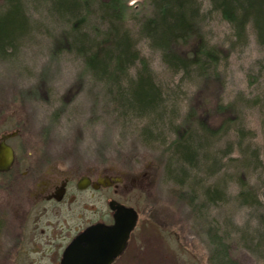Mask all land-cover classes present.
Listing matches in <instances>:
<instances>
[{
    "label": "rangeland",
    "instance_id": "obj_1",
    "mask_svg": "<svg viewBox=\"0 0 264 264\" xmlns=\"http://www.w3.org/2000/svg\"><path fill=\"white\" fill-rule=\"evenodd\" d=\"M9 1L0 0V14ZM16 1L27 27L13 48L0 53L4 130L21 128L15 140L26 139L27 148L46 150L54 159L64 157L79 165L104 159L106 165L133 175L148 173L145 194L137 190L135 197L139 210L147 201L145 211L152 206L157 218L145 230L140 264H213L209 234L224 239L238 264H264V51L252 30L248 27L239 40L217 13L207 14L206 39L229 55L219 65L217 82L210 79L203 86L197 75L171 72L159 51L139 36L138 21L150 13L149 0H124L125 25L164 90L161 120L125 111L115 92L85 66L82 55L62 45V35L72 32L73 22L56 14L52 0ZM199 1L207 10L208 0ZM90 9L86 27L99 29L103 21L96 4ZM191 104H205L212 111L213 119L207 121L216 132L206 143L205 155L199 152L196 165L183 169L169 142L172 122L187 127ZM217 104L232 105L234 111L218 115ZM239 175L249 184L242 189ZM213 189L221 198L206 203L204 193ZM241 191L248 192L249 204L239 197ZM78 196L93 201L100 194L85 191Z\"/></svg>",
    "mask_w": 264,
    "mask_h": 264
},
{
    "label": "trees",
    "instance_id": "obj_2",
    "mask_svg": "<svg viewBox=\"0 0 264 264\" xmlns=\"http://www.w3.org/2000/svg\"><path fill=\"white\" fill-rule=\"evenodd\" d=\"M149 2L150 13L138 21L139 36L150 49L159 51L161 61L171 72L182 73L185 77L197 75L203 86H209L210 79L217 80L219 65L229 55L226 50L206 39L203 23L207 14L217 13L229 24L239 40L245 38L249 27L264 51V0H208L207 10H204L199 0ZM93 4H96L99 19L103 21L99 29L95 26L87 28L85 23L86 14L93 12L90 9ZM51 6L56 14L69 16L73 22L72 32L62 35V45L82 55L85 66L111 92H115V101L125 111L162 120L165 110L160 109L164 102V90L154 80L146 58L137 47L136 39L125 25L124 0H52ZM21 9L18 1L10 0L8 9L0 14V53L6 47L13 48L18 36L27 27ZM131 69L135 74L130 75ZM224 106L217 104L216 114L223 115L233 108L232 105ZM197 107L194 108L193 104L188 107L185 115L187 127L180 122H172L173 138L169 146L183 169L196 165L199 152L202 157L205 155L203 151L207 148L206 143L216 132L208 126L207 121L213 119L212 111L205 104ZM233 117L238 122V116ZM243 129L241 126L238 131L242 132ZM238 177L241 189L249 185L242 175ZM182 179L184 177L181 173ZM247 194L241 191L239 197L243 203L249 204L246 202ZM220 195L217 189L207 190L204 193L205 202L210 204L220 199ZM189 200L195 205L194 196L191 195ZM262 218L264 220V216ZM209 241L212 245L210 261L213 264H238L230 257L228 245L223 238L209 234Z\"/></svg>",
    "mask_w": 264,
    "mask_h": 264
},
{
    "label": "flooded vegetation",
    "instance_id": "obj_3",
    "mask_svg": "<svg viewBox=\"0 0 264 264\" xmlns=\"http://www.w3.org/2000/svg\"><path fill=\"white\" fill-rule=\"evenodd\" d=\"M4 115L0 110V153L10 165L0 170V264H61L70 247L100 250L108 243L113 249L117 238L105 229L115 225L116 205L133 209L135 223L109 264H140L145 230L157 218L152 206L145 211L147 201L140 212L135 197L137 190L145 194L148 173L133 175L104 159L79 165L51 158L46 150L27 148L26 139L15 140L21 128L4 130ZM85 191L100 196H78Z\"/></svg>",
    "mask_w": 264,
    "mask_h": 264
},
{
    "label": "water",
    "instance_id": "obj_4",
    "mask_svg": "<svg viewBox=\"0 0 264 264\" xmlns=\"http://www.w3.org/2000/svg\"><path fill=\"white\" fill-rule=\"evenodd\" d=\"M7 148L8 147H3ZM5 150V149H4ZM10 165V159L4 154L0 153V170L7 169ZM115 212V225L109 228L105 232L107 236L111 235L117 238V241L112 245L113 249H110V245L105 243V248L101 244L100 250L92 247H88L85 250L74 249L70 247L64 254V258L61 264H109L113 257H115L123 248L125 240L133 228L135 223V212L131 208L124 207L122 205H116ZM90 229H94L91 227Z\"/></svg>",
    "mask_w": 264,
    "mask_h": 264
}]
</instances>
